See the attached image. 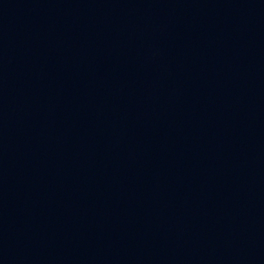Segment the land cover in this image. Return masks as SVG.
Masks as SVG:
<instances>
[{
	"label": "water",
	"instance_id": "1",
	"mask_svg": "<svg viewBox=\"0 0 264 264\" xmlns=\"http://www.w3.org/2000/svg\"><path fill=\"white\" fill-rule=\"evenodd\" d=\"M0 264H264V0H0Z\"/></svg>",
	"mask_w": 264,
	"mask_h": 264
}]
</instances>
